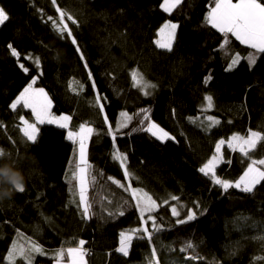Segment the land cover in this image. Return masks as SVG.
<instances>
[{
    "label": "trees",
    "instance_id": "1",
    "mask_svg": "<svg viewBox=\"0 0 264 264\" xmlns=\"http://www.w3.org/2000/svg\"><path fill=\"white\" fill-rule=\"evenodd\" d=\"M57 3L78 21V26L71 22L69 26L83 59L70 38L65 34L61 39L47 21L48 16L58 17L51 0H0L11 18L0 28V148L20 162L27 177L25 192L0 204V264H9L14 242L28 247L35 241L46 250V255L35 257V264H53L55 258L49 253L81 239L89 249L88 264H148L153 246L159 264H264V239L260 238L264 237V182L253 193L224 192L199 171L221 139L246 135L249 130L264 133V56L250 68L243 58L252 50L234 37L221 50L222 34L205 22L213 0H184L171 14L161 8L163 0ZM168 20L180 24L171 52L155 43ZM9 42L21 53L19 61L10 55ZM236 55L242 58L240 64L226 71ZM35 58L42 72L35 86L47 91L53 112L71 115L74 130L83 123L99 133L88 146L90 172L96 177L88 190L96 213L91 219L82 218V205L73 202L79 200L78 185L73 187L76 182L69 184L67 177L78 157L77 146L66 139L67 130L40 126L38 142H26L19 131V115L34 118L29 109L13 112L9 107L29 77L37 75ZM19 63L29 67L28 74ZM134 71L156 85L147 89L150 95L134 85ZM209 75L212 79L205 84ZM79 84L84 86L82 91ZM97 95L106 98L100 101L103 112L93 106ZM207 95L213 97L210 109ZM121 112L133 119L113 141L108 124L115 129ZM145 114L175 140L160 142L142 131ZM208 116L220 124L207 128ZM116 147L128 157L127 167L134 173L130 180L112 159ZM22 154L29 159L21 160ZM252 158H264V141L257 144ZM249 163L225 144L217 175L235 182ZM113 180L167 202L157 214L164 230L152 242L134 239L128 256L116 251L120 233L139 227L140 220L135 208L109 217L124 200L134 203L130 189L124 191ZM170 206L177 207L180 218L195 207L197 219L177 225ZM189 243L194 247L188 248ZM16 264L26 262L17 257Z\"/></svg>",
    "mask_w": 264,
    "mask_h": 264
},
{
    "label": "snow or ice",
    "instance_id": "2",
    "mask_svg": "<svg viewBox=\"0 0 264 264\" xmlns=\"http://www.w3.org/2000/svg\"><path fill=\"white\" fill-rule=\"evenodd\" d=\"M184 0H163L161 8L164 12L171 14L174 10L178 9ZM52 5L55 7L58 17H47V21L51 22V26L54 31L61 37L65 38V34L70 38V42L76 47V51L80 53L81 59H83V53L80 52V47L77 43L76 37L73 35V29L69 26V22L72 25L78 26V21L67 10L62 9L57 0H51ZM9 12L6 8L0 5V28H3L7 22L10 21ZM205 22L210 25L211 28L217 30L223 36V45L221 50H226V46L230 44V37H234L240 44L246 45L252 51L243 59L247 60L248 66L254 67L260 56H264V2L261 0H213L212 6H210ZM180 28L179 23H175L172 20L166 21L159 29L162 40H157L155 43L158 47L166 49L167 51H173V45L177 40V30ZM7 48L10 50V55L20 60L21 53L11 42L7 43ZM29 60L32 58L29 57ZM241 57L236 55L231 59V63L227 65L226 71H233L240 64ZM34 66L37 70L36 76H30V82L19 92L16 98L9 105L13 112L23 111L29 109L31 116L34 120L30 121L26 119L24 115H19V121L22 127L19 131L22 132L26 142L36 144L38 137L41 134V127L44 125H56L58 129L67 130L66 139L77 146V162L70 169V175L67 177L69 184L76 182L78 185L79 200L73 201L82 205V218L91 219L96 215L93 210V203L90 202L88 197L89 183H95L96 177L91 174V165L87 160V146L93 135H99L97 130L87 124H80L77 130H74L71 126L72 116L60 115L57 116L52 112V100L49 98L47 92L43 87H35L37 80L42 75L40 71V60L35 58ZM87 65L85 64V67ZM18 67L24 74L29 73V67L25 66V63H19ZM89 79L92 78L91 71L88 72ZM132 79L136 87L144 90L145 95H150L147 89H154L156 85L149 83L143 74L138 71L132 73ZM212 77L209 75L205 78V84H207ZM79 89L83 90V85H78ZM92 87L95 88V81H92ZM77 91L76 87L72 89ZM101 99H106L97 95L94 99V107H97L100 112L104 110V104L100 103ZM207 101V108L213 107V97L207 95L205 97ZM147 113V109L143 110ZM122 119L115 126L111 123L108 124V134L111 135L113 141L117 139V135L120 130L127 129L129 122L133 119L127 112L120 113ZM104 121H108V117L104 115ZM143 121H149L145 126ZM143 121L140 122L141 130L149 133L157 141L166 142L168 140H175L174 136H171L164 128L159 124L150 121V117L145 114ZM195 122V121H193ZM220 124V120L213 116L207 117V128L216 127ZM264 141V133L259 131L249 130L248 134H234L229 141H227V147L233 151H239L243 156L247 157L250 163L247 166L246 171L239 178V180L233 182L228 179H223L217 175V164L220 162L222 153L221 148L226 144L224 139H221L216 145V154L207 161L199 171L205 176L210 177L211 181L218 185L224 192L229 189H239L244 193H253L258 185L264 182V158L253 159L252 155L257 147V144ZM8 156L11 159V153L6 152L5 149L0 148V156ZM112 159L119 162V165L123 169V176L126 179L134 177V173L130 172L127 167L128 157L126 153L121 152L118 148L112 153ZM108 179H112L109 177ZM118 187L123 188L124 191L129 192V195L134 203H129L124 200L113 212H109V217L123 216L127 209L135 208L138 212V218L140 220V226L134 229H130L127 232L120 233V246L116 250L124 256L129 255V251L134 239H145L149 242L153 241L156 233L164 230L165 226L159 221L158 212L161 206L166 204V201L158 202L148 192L139 187H131V184L125 185L120 180H113ZM26 189L21 190L24 193ZM72 189H70L71 191ZM172 200H178V197L172 196ZM171 216L176 217L175 224L184 225L189 222H193L197 219V211L195 207L189 209L184 218L181 217V212L177 207L170 206ZM264 239V237H260ZM86 241L78 240L75 245L69 244V246L61 247L58 249L54 258L56 264H64L65 256L69 258L70 264H88L85 259L89 255L87 249L84 248ZM188 248L194 247L193 244H187ZM46 255V250L42 245L31 241L28 247L14 242L12 250L8 253L9 264H16V258L19 257L22 262L26 264H35V257ZM151 255L153 259L148 261V264H159L158 258H156V248L153 246L151 249Z\"/></svg>",
    "mask_w": 264,
    "mask_h": 264
},
{
    "label": "clouds",
    "instance_id": "3",
    "mask_svg": "<svg viewBox=\"0 0 264 264\" xmlns=\"http://www.w3.org/2000/svg\"><path fill=\"white\" fill-rule=\"evenodd\" d=\"M29 159L26 155H21V160ZM27 177L16 159H8L0 156V204L14 199L17 193L26 189Z\"/></svg>",
    "mask_w": 264,
    "mask_h": 264
},
{
    "label": "rangeland",
    "instance_id": "4",
    "mask_svg": "<svg viewBox=\"0 0 264 264\" xmlns=\"http://www.w3.org/2000/svg\"><path fill=\"white\" fill-rule=\"evenodd\" d=\"M1 5V4H0ZM173 22H175V21H173ZM175 23H177V22H175ZM163 26V25H162ZM161 26V27H162ZM157 40H162V37H161V35H160V32L158 33V37H157ZM156 40V41H157ZM36 87V86H35ZM46 91V90H45ZM47 92V91H46ZM48 94V93H47ZM48 96H49V94H48ZM49 98H50V96H49ZM51 99V98H50ZM206 107H207V101H206ZM52 112H53V103H52ZM55 115H57V116H60V115H69V114H66V113H55V112H53ZM71 116V115H70ZM152 122H155V123H157L156 121H154V120H151ZM71 125H72V120H71ZM158 124V123H157ZM87 125H89V124H87ZM89 126H91V125H89ZM161 126V125H160ZM92 127V126H91ZM162 127V126H161ZM163 128V127H162ZM165 129V128H164ZM167 132H169L167 129H165ZM169 134L171 135V136H174L171 132H169ZM232 137V136H231ZM231 137L229 138V139H225V141H226V144H227V141H229L230 139H231ZM88 146H89V143H88ZM88 146H87V160H88ZM223 148H224V146H222V148H221V153H222V157H221V160H222V158H223ZM116 149H117V147H116ZM215 154H216V152H215ZM214 154V155H215ZM212 158V157H211ZM210 158V159H211ZM209 159V160H210ZM221 160H220V162H221ZM220 162H218V164H217V167H218V165L220 164ZM239 180V179H238ZM51 256H53L54 257V254H55V252H52V253H49ZM85 259L87 260V262H88V257L86 256L85 257ZM41 264H47V263H41ZM53 264H56V260L54 261V263ZM64 264H70V261H69V259H64Z\"/></svg>",
    "mask_w": 264,
    "mask_h": 264
},
{
    "label": "crops",
    "instance_id": "5",
    "mask_svg": "<svg viewBox=\"0 0 264 264\" xmlns=\"http://www.w3.org/2000/svg\"><path fill=\"white\" fill-rule=\"evenodd\" d=\"M233 2L235 3V2H236V0H233Z\"/></svg>",
    "mask_w": 264,
    "mask_h": 264
},
{
    "label": "built area",
    "instance_id": "6",
    "mask_svg": "<svg viewBox=\"0 0 264 264\" xmlns=\"http://www.w3.org/2000/svg\"><path fill=\"white\" fill-rule=\"evenodd\" d=\"M85 249H87V248H85ZM88 250V252H89V249H87Z\"/></svg>",
    "mask_w": 264,
    "mask_h": 264
}]
</instances>
